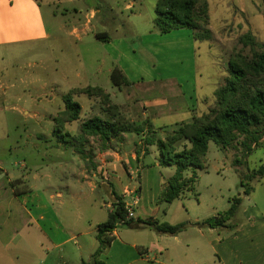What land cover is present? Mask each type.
I'll list each match as a JSON object with an SVG mask.
<instances>
[{
	"label": "crops",
	"instance_id": "0c3cea01",
	"mask_svg": "<svg viewBox=\"0 0 264 264\" xmlns=\"http://www.w3.org/2000/svg\"><path fill=\"white\" fill-rule=\"evenodd\" d=\"M124 1L125 11H136L126 20L118 17L122 14L120 0H0V48H14L26 54L38 52V59L43 62L50 57L52 42L66 39L77 48L82 59L77 81L85 82V87L103 88L122 112L134 111L133 104H129L130 96L126 97L129 94L124 92L126 87H138L140 96H150L158 85L165 95L176 87L181 100L180 106L171 107V93L162 98H144L142 110L134 111L137 117L131 118L144 131L114 136L109 143L82 135L81 124L85 119L66 123L70 134L67 137L74 143L70 146L74 159L71 172L74 171L76 184H55L50 175L41 172L39 165L32 176V169L30 173L17 175L13 171L15 167L22 171L29 168L28 156L22 157L21 166L15 162L7 167L0 160V264H91L99 247L97 228L107 221L118 197L133 205L134 220L153 219L172 225L186 220L183 215L175 219L172 216L189 207L183 197L191 191L171 204L164 202V191L176 168L160 164L155 141L164 140L177 124L190 123L195 115L207 113L220 81L227 74L223 72L220 76L218 71L216 78L210 77L207 84L210 90H207L200 83L201 68L216 69V63L211 52L208 63L203 62L200 41H195L193 32L180 29L157 33L152 10L159 0ZM238 1L236 5V0H229L227 7L232 6L234 16H248L247 27L242 32L256 36L255 24L264 30V10L259 0H251L256 10H250L247 0ZM207 2L212 34V39L205 41L208 43L214 36L211 23L214 9L211 0ZM45 13L55 22L56 35L48 28ZM124 30L127 33L121 32ZM116 67L123 72L129 86L119 89L112 84L111 74ZM64 79L68 81V77ZM110 89L118 102L109 93ZM89 101L90 113L96 104L100 109L98 99ZM45 119L39 123L40 127H44ZM151 131L157 132L152 139ZM38 138L46 143L50 141L44 135ZM147 139L150 145L145 143ZM130 143L133 150L129 152L125 145ZM60 146L58 143L56 149L60 150ZM137 147L141 148L140 161ZM193 171L187 173L188 178ZM122 173L127 178L123 179ZM31 178L38 185H30ZM44 179L48 183L41 187L39 182ZM15 184L22 185V189ZM129 190L137 194L136 204ZM254 195L255 192L238 197L241 207L225 227L190 225L177 235L157 233L150 227L117 228L112 234L113 241L98 260L102 264H264V193L259 194L260 203ZM228 199L225 211L232 204V198ZM225 201L223 191L215 190L210 204L199 202L193 224L222 215L215 206L223 207ZM202 212L207 217H202Z\"/></svg>",
	"mask_w": 264,
	"mask_h": 264
},
{
	"label": "rangeland",
	"instance_id": "374dc122",
	"mask_svg": "<svg viewBox=\"0 0 264 264\" xmlns=\"http://www.w3.org/2000/svg\"><path fill=\"white\" fill-rule=\"evenodd\" d=\"M120 1L122 14L118 15L119 18L126 20L128 16L136 13L135 10L133 12L125 11V1ZM228 2L229 0H211L214 9L211 15L213 40L208 43L200 41V53L202 55L201 58L204 60L203 62L208 63L207 58L208 56L210 57L209 52H211L216 63V69L214 67L201 68L203 79H200V83L207 90H210V86H207V84H210L209 78H216L218 71L220 76H222L223 72L227 74L220 81L218 87L225 84L231 56L236 51L238 52L242 49V45L239 44L238 40L246 34L242 31L247 27L246 21L248 20V16H234L232 6L227 7ZM246 2L250 10H256L251 0H247ZM237 3H239L238 0H236V5ZM259 4L264 10V0H259ZM152 14L155 15V9L152 10ZM45 16L48 28L56 35L55 22L48 13H45ZM259 16L262 17L263 14ZM234 17L236 19L235 23ZM255 25L257 26L255 33L259 38L255 37L257 40L260 39L262 41L258 40L260 43L264 44V30L257 24ZM121 32L127 33L125 30ZM209 45L210 47L212 46L211 51L209 50ZM52 47V50H49L50 57L43 62L39 61L38 52L26 54L22 51L16 52L14 48H0V156L2 157L0 160L7 167L10 163L15 162L21 166L23 163L22 157L28 156L26 161L31 166L29 164V168L27 170L24 169V171L15 167L13 171L17 175L30 173V169H32L33 171L30 173L32 176L35 174V169L39 167L40 170L42 169V173H46L52 177L55 184L60 182L76 184L73 179L74 176H72L74 171L71 172L72 167L74 168L72 165V160L74 159H72V149L70 146L74 143L66 136L67 126L65 127L63 124L64 130L56 127L55 117L57 115L59 117L60 113L64 110V96L73 90L71 86L85 87V82L80 84L81 81L78 82L76 79L78 72L82 71L80 65L82 59L79 57L77 48L66 39H63L61 42H52ZM245 53L249 54V49H246ZM10 75L11 77H9ZM66 77H68V81H65L64 78ZM157 88L150 96H140L138 93L140 89L138 87L132 89L126 87L124 88V92L129 94L126 97L130 96L131 101L129 104H133L135 112L142 110L144 98H162L166 95L170 96L169 93H171L173 102L170 106L177 107L181 105L178 88L174 87V90L171 88L169 93L166 92V95L162 86L158 85ZM109 93L118 102L114 91L110 89ZM122 95L118 91V96L122 97ZM123 98H125V95ZM89 100L88 97L83 95L76 96V101L84 105L81 118L85 120L101 114L99 104L93 107L91 113L89 112V107H87L90 103ZM214 106L215 100L211 108ZM134 111H125L123 113L126 118L131 120V118L137 117ZM26 112L28 113L26 114ZM44 118H46L44 127H40L39 123ZM53 118H55L54 121H52ZM42 135L50 137L49 143L39 140L38 137ZM135 137L137 138V135ZM58 143L61 144L60 150L56 149ZM50 146L52 147L50 148ZM125 149L129 152L132 151L133 144L125 145ZM9 157L11 160H9ZM236 159L240 160V164L234 166L233 163ZM60 164L63 166H60ZM36 165L39 166L36 167ZM203 165L205 166L204 169L196 170L193 190L183 197L184 203L189 205V209L193 210H188V208L181 209V212L172 216L174 217L173 219L178 215H183L186 218L184 223L189 224V226L194 225L193 222L196 219L194 214L199 213L195 212V209L199 208V202L203 201L205 204H210L215 190L220 189L226 197L225 206L221 207L218 204L215 206L220 209V214L226 212L225 210L229 205L228 198H232L233 200L240 197V195L246 194V190L249 188H251L249 194L251 193L252 195L255 192V200L260 203L258 199L259 194L264 193V175L261 176L259 174L261 169L264 170V139L256 149H253L252 152L245 156V159H243L239 145H236L235 148L223 149L214 142H210ZM0 174H2V171H0ZM121 177L125 179L127 175L122 173ZM30 180V185H38V182H34L33 178ZM47 183L48 181L45 179L39 182L41 187H45ZM15 185L22 189V185ZM76 190H79V188ZM200 215L207 217L208 214L202 212ZM124 227H127V225L119 226V228Z\"/></svg>",
	"mask_w": 264,
	"mask_h": 264
},
{
	"label": "trees",
	"instance_id": "16d2710c",
	"mask_svg": "<svg viewBox=\"0 0 264 264\" xmlns=\"http://www.w3.org/2000/svg\"><path fill=\"white\" fill-rule=\"evenodd\" d=\"M209 25L207 0H159L156 3L154 28L157 33L168 34L175 30L189 29L193 32L195 41H210L212 34ZM238 42L242 49L231 56L225 84L218 87L215 92V106L203 115H195L190 123L177 124L174 131L164 140L155 141L160 153V164L176 168V174L168 180V186L163 194L166 204L173 203L185 192L193 190L196 170L205 168L203 162L206 160L210 142L223 149L239 145L245 159V156L256 149L264 139V44L251 32L240 37ZM246 49H249V54L245 53ZM111 81L119 89L130 85L117 67L111 74ZM79 95L98 99L101 111L100 115H95L81 124L82 135L109 143L114 136L141 134L144 131L143 127L135 126L126 118L119 105L112 101L111 96L103 88L91 86L73 89L64 96L65 107L55 119L56 127L64 130L66 123L81 119L82 105L76 101V96ZM156 133L151 131L149 138H154ZM69 135L67 132L66 136ZM145 143L151 144L149 139ZM140 155L141 148L137 147L138 161ZM239 164V159L233 163L234 166ZM192 169L193 175L188 178L187 173ZM259 172L261 176L264 175L263 169ZM250 191L251 188L246 190V194ZM240 207L241 199L234 198L224 214L194 225L225 227L226 222L236 216ZM128 214L127 204L123 198L118 197V202L109 212L107 221L97 228L99 247L92 257L91 264H102L98 260L99 257L113 241L112 234L119 228V222L126 220ZM123 225L136 229L150 227L157 233L169 235H177L189 227L186 223L172 225L153 219H132Z\"/></svg>",
	"mask_w": 264,
	"mask_h": 264
},
{
	"label": "built area",
	"instance_id": "2783aa9c",
	"mask_svg": "<svg viewBox=\"0 0 264 264\" xmlns=\"http://www.w3.org/2000/svg\"><path fill=\"white\" fill-rule=\"evenodd\" d=\"M106 179L108 180L107 176H106ZM128 193L133 197L132 198L133 204H136L137 199H138L137 194H134V192H132L131 190H129ZM132 206H133L132 204H127L128 213L129 214H128L126 220H122V221L119 222V225H123L125 222H127V221L132 220V219L135 218V212H134V209H133Z\"/></svg>",
	"mask_w": 264,
	"mask_h": 264
}]
</instances>
